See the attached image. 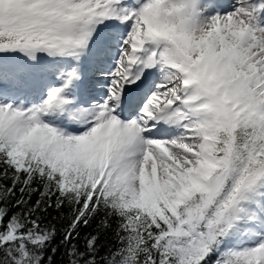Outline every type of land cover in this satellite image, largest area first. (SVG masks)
I'll list each match as a JSON object with an SVG mask.
<instances>
[{"label": "snow or ice", "instance_id": "snow-or-ice-1", "mask_svg": "<svg viewBox=\"0 0 264 264\" xmlns=\"http://www.w3.org/2000/svg\"><path fill=\"white\" fill-rule=\"evenodd\" d=\"M0 264H264V0H0Z\"/></svg>", "mask_w": 264, "mask_h": 264}]
</instances>
